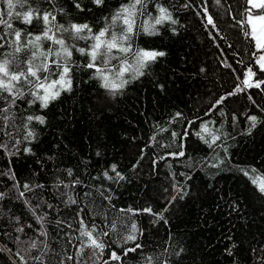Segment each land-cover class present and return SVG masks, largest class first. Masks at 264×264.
<instances>
[{
	"label": "trees",
	"instance_id": "trees-1",
	"mask_svg": "<svg viewBox=\"0 0 264 264\" xmlns=\"http://www.w3.org/2000/svg\"><path fill=\"white\" fill-rule=\"evenodd\" d=\"M79 2L85 11L73 0H30L42 10L63 9L58 23H88L94 33L127 0H105L102 7ZM157 5L175 23L156 26L152 35L136 30L133 50L166 54L143 76L134 78L130 67L124 76L129 83L113 93L83 67L87 57L73 51L71 92L46 109L25 95L9 113L0 112L13 116L0 118V264H41L37 257L44 264H75L81 219L108 233L99 236L105 248L93 257L95 264H149L148 257L151 264H264V196L243 174L264 179V70L246 21L251 7L247 0H149L137 24L148 13L155 17ZM12 23L26 27L14 17ZM41 29L34 24L28 31ZM112 30L119 33L121 25ZM113 55L121 58L111 60L104 74L119 83L115 73L123 58L115 50ZM127 59L135 64L131 55ZM10 100L0 99V108ZM29 115L45 116L46 123L28 124ZM29 130L35 132L30 142ZM213 136L219 139L210 147ZM133 223L137 239L125 243ZM135 244L141 248L125 254ZM113 252L120 259H112Z\"/></svg>",
	"mask_w": 264,
	"mask_h": 264
},
{
	"label": "snow or ice",
	"instance_id": "snow-or-ice-1",
	"mask_svg": "<svg viewBox=\"0 0 264 264\" xmlns=\"http://www.w3.org/2000/svg\"><path fill=\"white\" fill-rule=\"evenodd\" d=\"M48 3L54 4V0H47ZM149 0H127L126 3H122L115 13L109 18L105 17L109 21L108 24L98 32L94 33L92 27L88 23L77 24L70 23L65 26L57 22V12H63V9L42 10L39 7L33 6L30 0H0V4L6 5V11H0V99L7 100L8 106L0 108V112L9 113L11 108L17 99L30 95L32 99L29 104L39 102L41 109H46L49 104L58 99L63 92H71L72 90V78L73 71V51L79 52L81 56L87 57V63L83 67L87 69H93L98 78L103 81L102 87L109 89L113 93L122 90L129 80L124 79L125 74L129 71V68H134V78H139L145 74L144 69L148 67L150 63H153L159 57H163L166 54L162 51H150L143 49L133 50L130 41L133 35L136 34V30L141 28L145 33L152 35L156 34V26L162 25L167 21L172 20L171 14L166 7L157 5V15L155 17L148 13V18L144 19L139 25L137 24V18L145 15V10L148 7ZM74 6L79 11H85L79 0H73ZM91 3L96 7H102L105 5V0H91ZM247 3L251 5L248 9V23L252 25V39L256 42V48L264 53V0H247ZM252 9H256L257 13L252 14ZM91 11V9H88ZM7 17V18H5ZM13 17L20 21L26 27L23 29H16L13 27ZM261 23L259 34H257L256 22ZM211 23V19H209ZM34 24L42 25V29L39 33L29 32L28 28L34 26ZM121 25V31L117 33L112 29L117 25ZM6 29V30H5ZM68 33V37L65 38L64 34ZM248 35L249 33H245ZM91 40L92 43L87 47H80L76 41ZM44 42H51V46L44 48ZM10 49L11 51H8ZM114 50L121 54L123 62L117 69L115 76L119 79V83L115 80L109 79L108 75H105V71H111L108 68L111 60L120 59L113 55ZM27 53V58L23 61L19 59V54ZM131 55L135 64L130 65L127 57ZM103 65V67L97 66V62ZM257 62L260 64L261 70H264V54L259 55ZM249 75H254L252 70H248ZM52 77H55L54 79ZM245 83H248L245 81ZM250 86V85H249ZM258 86V85H257ZM25 89L27 91H25ZM240 89H237L239 91ZM5 94H7L5 96ZM180 114L177 113V116ZM5 121L13 118L12 114L4 115L0 117ZM256 117H251L253 127L255 126ZM33 121L44 125L46 123V117L42 115H29L27 116L28 124ZM204 132H208L207 127L203 128ZM35 137V132L29 130L25 139L29 140ZM203 139V136H201ZM219 139L217 136L212 137V143ZM19 143V141H17ZM206 143H208L206 141ZM26 152H31V148H26ZM99 155V153H97ZM179 155H183L180 153ZM112 171L116 173V177L123 179L119 172H116L115 165L112 166ZM255 169L252 170L255 173ZM246 177H249L252 184L256 186L261 196H264V179L259 176H250L248 171H243ZM68 175H72L71 169H68ZM104 176L108 177V173L105 172ZM14 178V177H13ZM79 183V181H76ZM67 187V185H65ZM37 187H43L37 185ZM26 190L30 189V186L25 184ZM20 197L24 196V192L19 193ZM88 195V193H85ZM186 195V193H185ZM5 193H0V200L4 199ZM68 201L71 204H76L77 201L71 196L68 197ZM51 207V205H49ZM166 210V209H165ZM79 211H83L80 209ZM132 212V209L121 210ZM143 211L151 213V209H144ZM79 215V212L77 213ZM159 215V214H157ZM160 219L163 216L160 215ZM61 221H57L60 224ZM79 237L76 239L79 241L77 245H73L76 249L75 256L78 258L75 260V264H95L94 256H99L104 248L105 244L99 239V236H107V232L97 233L95 227L89 228L83 219L79 221ZM70 226V225H69ZM115 230V225H113ZM138 231L135 223L131 225L129 234L124 237V242H135L137 237L135 233ZM46 235V233H44ZM71 242V241H69ZM47 248V245H45ZM32 248H36V244H32ZM141 245L135 244L132 248H127L125 254L128 252H135ZM91 250V254L86 255V250ZM231 254V253H229ZM111 258L114 260L120 259L115 252L111 254ZM44 264L41 257H37ZM68 260H73V256H67ZM149 264L152 262V257L147 258ZM63 264V261H61Z\"/></svg>",
	"mask_w": 264,
	"mask_h": 264
},
{
	"label": "rangeland",
	"instance_id": "rangeland-1",
	"mask_svg": "<svg viewBox=\"0 0 264 264\" xmlns=\"http://www.w3.org/2000/svg\"><path fill=\"white\" fill-rule=\"evenodd\" d=\"M250 7H251V5H249ZM253 11H257L256 9H252ZM254 14H256V13H254ZM246 17H248V14H247V16ZM246 21H247V24L249 25V27H250V29H251V31H252V25L250 24V23H248V19L246 18ZM256 27H257V34H259V29H260V27H261V23L259 22V21H257L256 22ZM260 53L261 54H264V53H262L261 51H260ZM260 54V55H261ZM259 64V63H258ZM259 67H260V64H259ZM248 83H245V84H249L250 83V76L247 78V80H246Z\"/></svg>",
	"mask_w": 264,
	"mask_h": 264
}]
</instances>
